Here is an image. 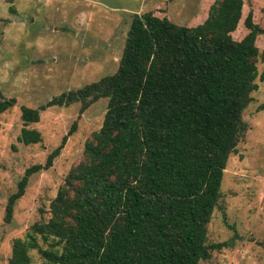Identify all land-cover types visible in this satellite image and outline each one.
Returning <instances> with one entry per match:
<instances>
[{"label":"trees","instance_id":"trees-1","mask_svg":"<svg viewBox=\"0 0 264 264\" xmlns=\"http://www.w3.org/2000/svg\"><path fill=\"white\" fill-rule=\"evenodd\" d=\"M242 6L212 0L188 25L133 13L115 71L46 103L83 109L106 99L82 159L58 186L47 217L12 238L7 264H30L31 250L42 264H198L225 244L207 243V225L256 89V39L264 37V24L251 10L242 16ZM238 24L244 33L236 38ZM13 104L0 99V112ZM37 119V109L21 106L17 141L40 140L27 127ZM65 138L43 164L24 170L4 220L28 176L51 165Z\"/></svg>","mask_w":264,"mask_h":264},{"label":"rangeland","instance_id":"rangeland-1","mask_svg":"<svg viewBox=\"0 0 264 264\" xmlns=\"http://www.w3.org/2000/svg\"><path fill=\"white\" fill-rule=\"evenodd\" d=\"M212 0H0V99L14 104L0 112V264H7L10 243L31 223L48 215V204L68 170L82 159L85 140L102 122L106 99L80 109L47 105L61 92L111 74L117 67L133 13L151 11L176 24L204 17ZM264 24V0H243L242 16ZM238 24L233 37L243 34ZM256 45V89L241 113L243 129L228 155L220 197L207 225V243L225 242L198 264H264V37ZM38 110L29 123L40 140L22 144L20 108ZM71 132L68 134V131ZM66 135L51 165L27 178L23 194L4 220L7 197L24 170L43 164ZM30 264H42L31 250Z\"/></svg>","mask_w":264,"mask_h":264}]
</instances>
